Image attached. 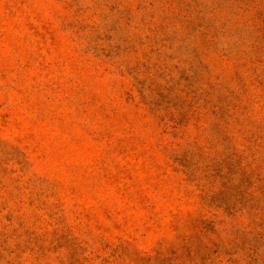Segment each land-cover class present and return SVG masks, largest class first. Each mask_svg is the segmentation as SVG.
<instances>
[{
	"label": "rangeland",
	"instance_id": "374dc122",
	"mask_svg": "<svg viewBox=\"0 0 264 264\" xmlns=\"http://www.w3.org/2000/svg\"><path fill=\"white\" fill-rule=\"evenodd\" d=\"M0 264H264V0H0Z\"/></svg>",
	"mask_w": 264,
	"mask_h": 264
}]
</instances>
